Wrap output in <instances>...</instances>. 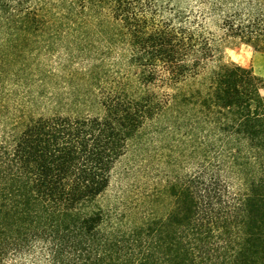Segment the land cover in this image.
Masks as SVG:
<instances>
[{"label":"trees","instance_id":"1","mask_svg":"<svg viewBox=\"0 0 264 264\" xmlns=\"http://www.w3.org/2000/svg\"><path fill=\"white\" fill-rule=\"evenodd\" d=\"M218 33L264 53V0H0V264H264V80ZM130 148L175 172L121 214Z\"/></svg>","mask_w":264,"mask_h":264},{"label":"rangeland","instance_id":"2","mask_svg":"<svg viewBox=\"0 0 264 264\" xmlns=\"http://www.w3.org/2000/svg\"><path fill=\"white\" fill-rule=\"evenodd\" d=\"M219 58L224 63H234L249 68L259 78L264 80V53L255 51L238 40L226 38L218 33ZM264 95V90H262ZM162 146V145H157ZM148 154L138 156L133 148L115 165L110 184L104 195L99 199L100 204L107 209L127 214L132 208L139 207L146 195L153 188H159L172 179L175 171L168 165L165 156L145 151ZM152 154L155 159H150ZM166 209L159 207L156 212L163 213Z\"/></svg>","mask_w":264,"mask_h":264}]
</instances>
